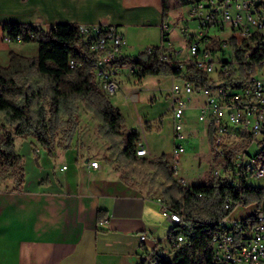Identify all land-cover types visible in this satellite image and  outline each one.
Returning a JSON list of instances; mask_svg holds the SVG:
<instances>
[{
	"label": "crops",
	"instance_id": "crops-1",
	"mask_svg": "<svg viewBox=\"0 0 264 264\" xmlns=\"http://www.w3.org/2000/svg\"><path fill=\"white\" fill-rule=\"evenodd\" d=\"M176 5H180L178 1ZM168 22L163 20L162 0H0V66H9L12 53L32 57L40 50L37 42L5 41V24L31 23L44 29L58 23L114 24L128 42L121 59L137 56L139 48L145 49L142 46L146 45L147 52L161 44L163 26ZM170 32L171 29L169 42L178 51ZM178 52L177 59L188 56V52L185 56H181V50ZM117 67L119 89L113 95L119 91L121 94L116 97L117 104L111 102L124 117L125 132L140 133L148 154L139 157L155 159L167 155L169 160L170 154L175 156L179 139L175 136L169 96L172 74L168 75V100L162 102L157 92L141 89L148 80L157 86L161 75L138 80L134 76L136 67L131 66L126 75L121 73L126 66ZM133 81L139 85L133 86ZM168 110L171 116L165 115ZM77 134L67 148L64 142L59 145L63 160L60 172L49 173L53 163L46 167L47 176L34 181L28 180L25 172L19 191L14 190L13 180L0 183V264H143L148 251H161L158 248L167 239L172 224L161 212L157 202L160 196L156 197L146 186L122 181L116 170L94 158L90 147L78 142ZM208 136L213 146L211 134ZM235 143L239 147L244 144ZM40 151L36 149L37 153ZM249 151L256 155L261 145L253 143ZM43 157L47 156L37 158L39 166ZM94 160L99 162L98 168L91 166ZM183 179L182 185L194 184ZM257 207L264 209V201L260 206H238L231 216L245 217ZM142 234L147 235L145 240L141 239Z\"/></svg>",
	"mask_w": 264,
	"mask_h": 264
},
{
	"label": "trees",
	"instance_id": "trees-1",
	"mask_svg": "<svg viewBox=\"0 0 264 264\" xmlns=\"http://www.w3.org/2000/svg\"><path fill=\"white\" fill-rule=\"evenodd\" d=\"M177 1L182 6L196 2ZM162 6L163 20L167 21L172 9L169 0H162ZM4 29L13 41L20 37L21 42H37L40 50L32 57L12 53L9 66H0V183L13 180L16 191L24 183L23 156L16 149L15 136L34 135L50 153L62 142L67 148L77 132L79 103L85 102L101 121L98 133L109 141L108 150L123 164H149L156 176L165 179L159 198L186 218L183 225L172 226L167 235L173 257L156 251L153 264H212L211 239L219 222L232 211L225 208L227 198L232 199L233 208L238 202L260 206L264 201V186L239 189L228 186L226 180L184 186L175 179L167 155L155 159L139 157L141 135L137 131L125 132L121 111L111 102L110 95L101 90L93 73L95 55L84 43L79 24L58 23L44 29L31 23H9ZM251 41H257V33ZM72 61L78 65L72 67ZM116 63L120 67H136L134 76L138 80L175 73L171 66L159 60L156 51L126 56ZM258 155L264 165V148ZM107 163L112 165V160ZM132 166L129 171L135 173ZM125 171L120 178L130 184L131 178Z\"/></svg>",
	"mask_w": 264,
	"mask_h": 264
},
{
	"label": "built area",
	"instance_id": "built-area-1",
	"mask_svg": "<svg viewBox=\"0 0 264 264\" xmlns=\"http://www.w3.org/2000/svg\"><path fill=\"white\" fill-rule=\"evenodd\" d=\"M261 3L264 0L196 1L190 7L188 20H197L198 29L190 35L189 26L183 28L189 41L185 59L176 58L179 52L167 36L169 24L163 26L161 44L147 49L148 53L156 51L159 60L175 70L169 94L175 136H182L191 96L200 93L204 100L197 106L198 117L208 126L216 153L213 180H226L228 186L229 181H237L239 189L249 186L250 178H261L264 173L263 162L260 169L248 168V160L254 155L249 145L257 143L261 151L264 148V48L261 45L264 44V18L253 14ZM213 28L229 29L232 34L227 39L216 38L211 34ZM79 32L95 55L93 73L101 90L110 96L115 94L119 89L116 61L127 45L126 35L114 24H80ZM250 33H257V42H248ZM4 39L13 41L7 34ZM16 41L21 42V38ZM229 48L230 57H227ZM77 65L72 61V67ZM215 71H218L216 79L210 76ZM236 141L244 144L236 146ZM183 151L184 146L179 144L174 155ZM137 152L148 154L142 143ZM221 164H228V179H221ZM91 166L98 168L99 163L92 161ZM171 169L175 179L185 184L175 163ZM157 202L172 226L185 223L186 218L180 217L179 212L169 209L160 198ZM241 205L238 202L233 208L229 197L225 202V208L232 211L219 222L211 239L212 264H264V209L257 207L245 217H232L234 209ZM146 238V234L141 235L142 240ZM155 252L148 251L143 264H153Z\"/></svg>",
	"mask_w": 264,
	"mask_h": 264
},
{
	"label": "rangeland",
	"instance_id": "rangeland-1",
	"mask_svg": "<svg viewBox=\"0 0 264 264\" xmlns=\"http://www.w3.org/2000/svg\"><path fill=\"white\" fill-rule=\"evenodd\" d=\"M171 8L170 19L168 18V24H170L171 32L170 37L171 41L176 44V49L182 51L181 56H185L189 50V41L187 40V35L183 32V28L185 26H189L191 33H195L198 29V22L195 19H191L188 22L190 5H176L177 0H170ZM263 6V7H261ZM262 8V9H261ZM245 11H243L244 13ZM262 13V14H261ZM255 17L262 16L264 18V3L259 5L258 10L254 13ZM211 34L216 38H228L232 31L226 29L224 31H219L216 28L211 30ZM162 42V41H161ZM141 44H144L141 43ZM160 45V44H157ZM127 46V45H126ZM125 46V47H126ZM145 47L139 48L141 49L137 54L146 52ZM124 50V49H123ZM230 48L226 53L227 57H230ZM137 55V56H138ZM135 56V57H137ZM131 65H126L125 68L122 69L121 73L123 75L130 74ZM152 76V75H150ZM212 78H218V71H215L210 74ZM139 82L133 81V86ZM170 78L166 74H161L160 80L156 81V84H153V80H148L144 85H141V89H149V92H157V97L160 98L162 102L168 100V88L170 86ZM127 84V83H125ZM153 90V91H152ZM159 90V91H158ZM121 91H119L115 96L111 95L110 100L117 104L119 102L116 97H120ZM204 96H195L193 95V101L191 102L190 110L187 113V123L182 129L181 138L178 139V144L176 147L181 144L185 147V151L177 153L175 156L170 154L169 164L174 165V163L178 166L179 169V177L186 178L188 182H193L194 184H207L210 183L212 176V164L214 161V157L216 153L213 150V146L209 139V131L208 126L201 122L198 117L199 110L197 106L199 105V101L203 100ZM79 118H78V128H77V136L79 137L78 142L80 144H86L87 147H90V153L93 154L94 158L102 159L106 164H108V160H112V165H110L114 170L117 171L118 174H124L127 170L131 181L136 184L146 186L153 194L157 197L158 195L162 197V188L165 185V179L161 176H156L154 170L150 167L149 164H134L129 165L127 163H122L116 155L111 153L109 148V141L103 138L99 133L98 129L101 125V121L95 116V114L87 107L85 102L79 103L78 110ZM166 116H171V112L168 110L165 114ZM5 130H3L4 132ZM9 132H13L12 128L8 129ZM126 131V130H125ZM128 132V131H127ZM2 131L0 130V135ZM76 136V135H75ZM75 138V137H74ZM76 144V143H75ZM15 145L17 151L23 156V164H24V174L27 173L28 180H36L40 178L42 175L47 176L46 167L50 166L53 163V167L50 174L53 171H59V166L62 161V151H59V145L57 144L53 148L52 151L41 145L34 135H25V136H15ZM39 148L40 153L36 152V149ZM83 153V152H82ZM41 156L43 157V161L39 166L37 163V158ZM50 156V157H48ZM129 166H132L136 171H129ZM43 177V176H42ZM10 180H6L4 182H8ZM178 181V180H177ZM180 185L182 183L178 181ZM188 183V184H189ZM248 184L252 186L262 187L264 186V177L257 178L253 177L248 180ZM164 199V198H163ZM165 218V217H164ZM166 220V218H165ZM161 249L165 253V255L169 258H172L174 253L171 251L170 243L168 239L164 240L161 243V246L158 248Z\"/></svg>",
	"mask_w": 264,
	"mask_h": 264
},
{
	"label": "bare ground",
	"instance_id": "bare-ground-1",
	"mask_svg": "<svg viewBox=\"0 0 264 264\" xmlns=\"http://www.w3.org/2000/svg\"><path fill=\"white\" fill-rule=\"evenodd\" d=\"M263 4V3H261ZM263 7V6H261ZM262 9V8H261ZM262 14V13H261ZM254 35V33H250L248 34V42H257V41H251V37ZM128 43V42H127ZM137 154L139 156H146V155H140L139 152H137ZM97 161V160H94ZM92 162V161H91ZM90 162V164H91ZM98 162V161H97ZM99 163V162H98ZM261 159L259 158V155H252L251 156V160H248V168H252V169H260L261 168ZM99 167V166H98ZM264 176V173L261 175V177ZM221 178L224 179H228V164H221ZM229 184L237 187V181H229ZM162 201V198H160ZM165 201V200H164ZM166 206V205H165ZM172 207L170 206L169 209H171ZM178 212V211H177ZM180 217H184L179 213Z\"/></svg>",
	"mask_w": 264,
	"mask_h": 264
},
{
	"label": "water",
	"instance_id": "water-1",
	"mask_svg": "<svg viewBox=\"0 0 264 264\" xmlns=\"http://www.w3.org/2000/svg\"><path fill=\"white\" fill-rule=\"evenodd\" d=\"M161 253V251H159Z\"/></svg>",
	"mask_w": 264,
	"mask_h": 264
}]
</instances>
